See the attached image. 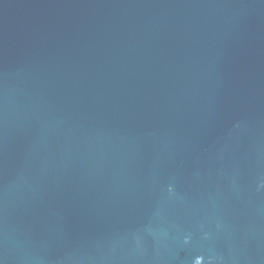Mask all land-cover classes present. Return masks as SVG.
<instances>
[{"label": "water", "instance_id": "obj_1", "mask_svg": "<svg viewBox=\"0 0 264 264\" xmlns=\"http://www.w3.org/2000/svg\"><path fill=\"white\" fill-rule=\"evenodd\" d=\"M0 264H264V0H0Z\"/></svg>", "mask_w": 264, "mask_h": 264}]
</instances>
